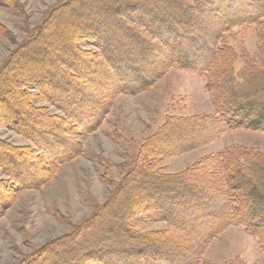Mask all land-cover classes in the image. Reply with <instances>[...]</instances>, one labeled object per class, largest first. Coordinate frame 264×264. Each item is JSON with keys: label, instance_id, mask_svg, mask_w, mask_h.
I'll list each match as a JSON object with an SVG mask.
<instances>
[{"label": "trees", "instance_id": "obj_1", "mask_svg": "<svg viewBox=\"0 0 264 264\" xmlns=\"http://www.w3.org/2000/svg\"><path fill=\"white\" fill-rule=\"evenodd\" d=\"M80 1L71 0L58 8L41 34L15 48L0 70V125L31 143L16 145L0 138V168L7 176L0 179V216L19 192L38 187L61 164L80 155L76 135H87L99 126L114 95L147 91L167 69L201 76L211 93L214 112L188 120L191 133L208 125H215L218 132L264 131V68L249 59L235 73L234 50L223 43V34L232 28L254 26L261 30L263 46L264 0H245L233 9L220 8L212 0H99L95 18L67 28L72 37L67 53L57 50L50 55L59 64L60 75L46 68V75L26 71L27 55L46 48L43 44L63 22L61 16L78 10ZM116 34L120 40L112 41L110 37ZM83 42L96 51L84 48ZM158 51L164 53L159 62L155 61ZM98 63L102 66L97 67L105 69L102 78L89 74ZM100 80L111 84L104 87L103 96L99 94L101 99L87 91ZM60 89L67 95L60 94ZM33 97L62 114L49 113L46 106L32 103ZM179 119L169 117L157 137L169 131L173 140H181L170 131L175 125L180 129L174 124ZM191 138L174 145L172 152L197 146L196 138ZM199 140L206 142L208 137ZM159 141L157 145L162 146ZM168 152L162 147L158 150L155 140L144 146L128 175L117 184L116 193L92 218L19 264H203V247L231 225L242 226L264 249V156L225 148L212 155L215 165L207 177L213 182L204 186L192 177L203 163L185 174L160 175L156 164ZM137 218L164 221L166 229L143 233ZM172 231L189 236L185 244L193 249L184 251L183 240Z\"/></svg>", "mask_w": 264, "mask_h": 264}, {"label": "rangeland", "instance_id": "obj_2", "mask_svg": "<svg viewBox=\"0 0 264 264\" xmlns=\"http://www.w3.org/2000/svg\"><path fill=\"white\" fill-rule=\"evenodd\" d=\"M69 1L71 0H0V70L7 63L8 55L25 43L28 37H38L46 20ZM98 1L81 0L78 10L72 9L68 14L62 15L60 21L63 19V22L58 23L57 30L51 32L53 37L43 44L46 48L27 55L26 71L46 75V68L49 72L60 75L56 69L59 64L52 62L50 55L57 50L67 53L66 45L72 41V37L66 33L67 28L84 22L85 18H95L100 11ZM212 1L220 8L230 6L233 9L245 0ZM208 21L209 19L205 20L206 25L209 24ZM112 31L116 32L115 29ZM260 33V28L254 26H238L223 34V43L231 46L235 53L232 62L235 73L241 72L249 59L251 64L264 68V44H260ZM118 35L110 37L111 40L118 41ZM82 44L84 48L96 51L90 43ZM158 56L155 61L159 62L164 58V53L158 51ZM99 65L102 66V63L90 70L92 77L102 78L105 75V69L97 67ZM109 85L111 84L105 80H100L92 88L99 91H87L98 94L101 99L104 87ZM59 91L60 94L67 95L64 89L63 93L61 89ZM106 95L109 96L107 92ZM114 96L110 111L99 126L87 135H76L82 149L80 155L61 164L38 187L19 192L12 204L5 208L0 216V264H19L35 255L49 242L76 232L113 197L117 184L128 175L141 149L154 140L158 150L162 147L170 151L158 159L156 169L160 175L172 177L185 174L190 168L203 163L204 168L200 166L195 175L192 173V177L204 182V186L211 184L209 181L213 182L211 177H207L210 175H207L208 169L215 165L212 155L221 153L225 148H233L237 153L248 152L264 156L262 130L237 128L218 132L215 125H208L206 129L198 128L194 133L190 132L187 121L213 114L214 104L211 93L205 86V79L189 71L167 69L154 80L147 91L136 94L118 93ZM91 97L96 100L95 96ZM32 99V103L46 106L49 113L62 114L51 104L36 102L34 97ZM169 117L180 118L174 122L179 124L177 127L180 129H175V125L170 130L181 136L179 141L173 140L169 131L160 138L156 135L164 129L163 125ZM191 136L196 138L197 146L184 152H172L174 145L192 141ZM201 137H208V140L201 142ZM0 138L16 145L31 144L23 135L2 125ZM159 140L162 146L157 145ZM0 179H7L1 168ZM137 220L138 230L143 233L166 229L164 221L153 218ZM171 233L183 240L181 245L184 251L193 249L194 246L185 244V239H189V236L181 232ZM202 260L203 264H264V249L259 247L257 239L242 226L231 225L203 247Z\"/></svg>", "mask_w": 264, "mask_h": 264}]
</instances>
